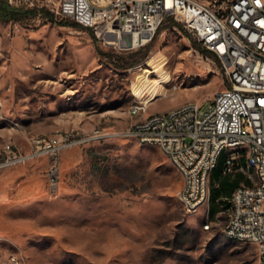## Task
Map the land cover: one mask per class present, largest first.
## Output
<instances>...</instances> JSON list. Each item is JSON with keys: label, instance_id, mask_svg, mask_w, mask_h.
I'll use <instances>...</instances> for the list:
<instances>
[{"label": "rangeland", "instance_id": "obj_1", "mask_svg": "<svg viewBox=\"0 0 264 264\" xmlns=\"http://www.w3.org/2000/svg\"><path fill=\"white\" fill-rule=\"evenodd\" d=\"M31 1L54 18L0 20V157L9 143L30 152L31 138L56 130L121 131L136 118L129 109L137 100L148 112L205 108L224 89L219 63L193 46L198 40L182 24L186 32L165 20L140 47H104L90 29L60 25L57 0ZM200 1L216 9L233 0ZM67 149L57 190L45 169L23 207L7 211L10 222L1 217L0 264L15 251L24 264L257 263L254 244L223 234L231 190L251 184L246 174L221 173L224 154L207 202L186 214L176 199L181 177L159 148L118 135Z\"/></svg>", "mask_w": 264, "mask_h": 264}, {"label": "built area", "instance_id": "obj_2", "mask_svg": "<svg viewBox=\"0 0 264 264\" xmlns=\"http://www.w3.org/2000/svg\"><path fill=\"white\" fill-rule=\"evenodd\" d=\"M57 1L56 16L90 29L94 42L104 47H119L122 33H129L131 40L124 48L143 46L166 19H174L218 61L224 89L218 90L205 108L184 103L144 119L140 117L147 103L137 100L129 109L135 120L121 131L56 130L31 138L28 153L9 143L2 150L0 171L46 157L48 187L55 192L63 150L108 136L134 137L141 144L159 148L178 172L181 186L176 199L186 214H193L207 202L210 174L224 154L221 173L246 174L251 184L231 190L223 234L234 242L254 244L256 264H264V0H233L216 9L194 0ZM8 2L28 5V0ZM205 219L209 222L207 215ZM4 264H24V257L11 252Z\"/></svg>", "mask_w": 264, "mask_h": 264}, {"label": "crops", "instance_id": "obj_3", "mask_svg": "<svg viewBox=\"0 0 264 264\" xmlns=\"http://www.w3.org/2000/svg\"><path fill=\"white\" fill-rule=\"evenodd\" d=\"M20 6L26 8H32V1L28 0V5H20ZM162 96L163 95H160L157 98H160ZM156 113L157 112L145 111V113L140 117V119H144L145 117ZM80 128L84 129V127H80ZM49 134H51V132L46 134V136ZM21 142L23 149L27 151V149L29 148L27 141L23 140ZM68 150L70 149H66L65 151H63L64 157L68 155V153H70V151ZM47 164L48 161L46 157H39L28 161V163L19 164L16 165L15 167H10L0 171V229H2L3 227L1 225V217L2 216L7 217L8 222H10L8 218L9 212L7 211H9L10 209H14L16 207H23V204H21L22 203L21 199L25 195L37 191V188H39L46 181L43 172L46 169ZM29 168H31V171H28ZM213 170L210 174V177L213 176ZM39 172L42 173V175H38ZM210 177H209V181H210ZM19 181L21 182L20 188L11 197V193L14 191L12 188L17 183H19Z\"/></svg>", "mask_w": 264, "mask_h": 264}, {"label": "trees", "instance_id": "obj_4", "mask_svg": "<svg viewBox=\"0 0 264 264\" xmlns=\"http://www.w3.org/2000/svg\"><path fill=\"white\" fill-rule=\"evenodd\" d=\"M36 17H40L42 19H53L54 14L44 7L26 8V7H23L20 5L16 6V5L10 4L8 2V0H0V20H2V21L14 20V21L21 22V21H24V20H27L30 18L33 19ZM166 20H169V23L171 25H174V26L180 28L182 31L186 32V30L182 27V25L180 23H178L177 21H175L174 19L168 18ZM59 24L60 25H66V26H72V27H82L78 23H75V22L68 20V19H61L59 21ZM82 28H84V27H82ZM91 36L94 39L93 34H91ZM199 44H200L199 42H194L193 46L195 48L199 49L200 48ZM202 52L213 57V55L209 51H207L206 49L202 48ZM215 61H217V60L215 59ZM219 171H220V167L216 166L213 170V175L217 176Z\"/></svg>", "mask_w": 264, "mask_h": 264}, {"label": "water", "instance_id": "obj_5", "mask_svg": "<svg viewBox=\"0 0 264 264\" xmlns=\"http://www.w3.org/2000/svg\"><path fill=\"white\" fill-rule=\"evenodd\" d=\"M119 43H120V46L122 47H129L131 45L130 34L122 33Z\"/></svg>", "mask_w": 264, "mask_h": 264}, {"label": "bare ground", "instance_id": "obj_6", "mask_svg": "<svg viewBox=\"0 0 264 264\" xmlns=\"http://www.w3.org/2000/svg\"><path fill=\"white\" fill-rule=\"evenodd\" d=\"M194 3L201 4V6H208V5L204 4V3H202L200 0H194ZM136 44H137V39H136V37H134L133 38V45H136Z\"/></svg>", "mask_w": 264, "mask_h": 264}]
</instances>
